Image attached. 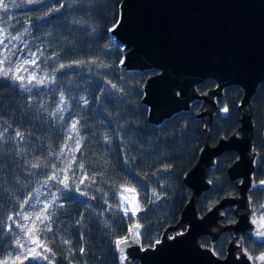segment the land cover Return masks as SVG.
I'll use <instances>...</instances> for the list:
<instances>
[{
  "label": "trees",
  "instance_id": "1",
  "mask_svg": "<svg viewBox=\"0 0 264 264\" xmlns=\"http://www.w3.org/2000/svg\"><path fill=\"white\" fill-rule=\"evenodd\" d=\"M121 1L72 0L58 15L41 22L36 19L44 9L28 17V10L23 11L21 21H33L31 35L38 39L42 52L85 67L56 74L47 68L50 77L46 84L31 91L13 81L0 82V125L10 133L0 142V245L5 252L12 251L5 243L10 236L8 217L18 212L32 191L33 179L49 184L47 196L55 193L56 200L48 208L54 214L52 232L47 235L51 239L45 240L56 257L55 264H117L114 242L127 235V225L132 221L118 211V187L127 186L137 193L141 210L136 222L141 226L142 247L151 246L166 227L178 221L189 199L190 191L181 180L195 163L205 139L204 121L194 116L203 106L196 101L188 112L176 114L159 126L147 123V111L140 102L141 86L155 72L125 71L121 66L124 50L109 35V28L118 20ZM53 78L55 82L50 81ZM213 87V81L205 80L197 90L204 93ZM61 94L63 120L58 115L52 121L47 112ZM240 98V89L232 86L216 100L217 109L206 131L209 145L237 132ZM251 109L252 144L257 153L252 177L257 184L264 180V81L251 100ZM73 123L76 131L71 130ZM17 131L22 135L21 143L13 140ZM73 157L71 171H67ZM235 158L234 153H224L209 170L210 188L196 203L200 214L221 198L237 195L235 182L226 174ZM33 164L39 165L35 171L28 169ZM164 167L169 172L159 175ZM62 169L77 187L66 189L49 179L52 175L63 179ZM85 175L89 179L81 184ZM263 194L255 188L249 194L251 205L259 206ZM158 196L165 200L157 201ZM229 238L223 232L212 245L217 257L224 256ZM208 242V237L199 239L202 247ZM242 246L252 257L264 249L250 237Z\"/></svg>",
  "mask_w": 264,
  "mask_h": 264
},
{
  "label": "water",
  "instance_id": "2",
  "mask_svg": "<svg viewBox=\"0 0 264 264\" xmlns=\"http://www.w3.org/2000/svg\"><path fill=\"white\" fill-rule=\"evenodd\" d=\"M63 8L54 7L38 21L58 15ZM109 35L124 50L121 66L125 71L155 72L141 86L147 123L159 126L199 101L203 109L194 116L204 121L205 136L195 163L181 180L190 195L178 221L162 231L159 244L142 247L139 239L118 249L116 240L117 264H253L234 237L248 232L264 242L256 236L257 227L264 230V226L253 223L247 214L257 158L251 100L264 81V0H122ZM205 80L213 81L214 87L200 93L197 87ZM232 86L241 91L239 127L209 145L206 131L216 100ZM224 153L236 155L226 174L237 181V195L221 198L200 216L197 199L209 190L208 171ZM158 172L165 174L167 168ZM223 208H233V223L221 225L219 210ZM136 224L132 222L128 230L136 231ZM220 231L233 236L222 258L211 250ZM200 236L209 237L208 247L199 244Z\"/></svg>",
  "mask_w": 264,
  "mask_h": 264
},
{
  "label": "rangeland",
  "instance_id": "3",
  "mask_svg": "<svg viewBox=\"0 0 264 264\" xmlns=\"http://www.w3.org/2000/svg\"><path fill=\"white\" fill-rule=\"evenodd\" d=\"M6 3H9V9L5 13L3 11H0V17H5L4 20L0 21V39L5 40V37H8L6 39V43L8 45L9 49H12L13 51L17 52V55L21 61L25 59H31L32 57L29 56V50L31 52H35L36 56V65L32 66L31 64H25L23 67L26 69L25 71L21 72V75L25 76V84L26 88H34V89H39L41 88L42 85H35L33 84H27V79L30 73L35 72V76L37 79L43 78L44 79V84H46V81L49 79V71H47V68L51 70L52 74L56 73H63L64 71H67L68 69H74V70H81L85 65L82 63H64L61 62L58 57L54 54H46L41 51V46H39V41L37 38L32 37L31 35V28L30 24L28 21H25L20 27L19 24L22 22L21 18L24 16V10L25 9H31L32 7H36L37 10L44 9V14L48 13L51 9H53L56 6L63 5L65 7L70 6L72 3V0H34V2H30V0H15V3H10V0H5ZM53 6V7H52ZM51 7V8H50ZM50 8V9H49ZM49 9L48 11H46ZM43 11V10H42ZM42 15V16H43ZM55 16V15H53ZM52 17V16H51ZM27 29V31H25ZM20 36L19 40L16 39H11L12 36ZM0 50H3V46L0 45ZM14 59V58H13ZM63 64L65 65L64 68H60V65ZM90 65V64H88ZM43 67L42 72H40V69ZM46 67V68H45ZM52 81V79H50ZM22 88V87H21ZM25 89V88H22ZM46 100H49V95L46 96ZM61 107V101L60 97H58V103L55 104L51 108L50 111L47 112L48 117L52 121H56L57 116H52L51 113L56 112L57 108ZM0 133H3L4 137H8L10 135L9 131L6 129H3V127L0 125ZM5 140V139H4ZM3 140V141H4ZM14 141H18V143H21L22 140L20 137H16V135L13 136ZM0 141V142H3ZM73 161L70 159V164L72 165ZM28 169H32L35 171L36 168H33L32 165L28 167ZM32 179V178H31ZM33 184L34 186L32 187V191H30L26 196L25 200H28L27 204H24V201L21 203L18 212H21V209L23 207L24 212H28L32 214L33 220L35 219V214L37 211L42 209L46 204H48V208L50 205L55 202L56 198H54L53 194L51 193L50 196H47V190L46 188L48 187V183H43L42 181H36L33 179L30 180V184ZM78 185L76 183L71 184V187L75 188ZM126 189H132L127 186H121L118 187L116 191V200L118 203V211L122 214L123 217L132 220V217H135L137 219V214L141 210V206L138 201V196L135 190L133 191H128ZM31 198V199H29ZM32 204H36V210L34 211L31 207ZM59 206L60 203H57ZM127 210L128 214L125 215V211ZM133 211H135L136 215H133ZM21 215H23V212H21ZM13 217L12 220H7V227L11 226L13 230L18 233L24 241L28 240V237L19 229L16 227V224L13 221H16L20 224H23L27 227H31L32 225V220L25 221L21 218V216H17L16 213L14 215H11ZM39 225V222H36ZM42 227V226H41ZM48 235V233L46 234ZM43 239V237H41ZM44 243L45 240H44ZM34 247V245H30ZM12 251L19 252L21 251L20 249L12 248ZM26 262V261H25ZM32 262V261H31ZM26 262L25 264H30L31 263ZM253 262V261H252ZM255 263V262H254Z\"/></svg>",
  "mask_w": 264,
  "mask_h": 264
},
{
  "label": "snow or ice",
  "instance_id": "4",
  "mask_svg": "<svg viewBox=\"0 0 264 264\" xmlns=\"http://www.w3.org/2000/svg\"><path fill=\"white\" fill-rule=\"evenodd\" d=\"M30 2H34V0H30ZM10 3H15V0H10ZM9 3H6L5 0H0V11L7 12L9 9ZM63 6V5H61ZM56 11H59V9H56ZM5 17H0V21L4 20ZM3 31V30H0ZM27 31V29H25ZM8 37H5L7 39ZM11 39L19 40L20 36H12ZM0 45H3V50H0V79H7L11 80L13 82H16L19 87L26 88L25 84V76L21 75L20 73L25 71L26 69L23 67L25 64H31L32 66L36 65V53L31 52L29 50V56L32 57L31 59H25L21 61L17 55L16 51H13L12 49L8 48V45L4 43L3 39H0ZM14 58V59H13ZM65 65L61 64L60 68H64ZM52 82H55V78L52 79ZM35 84V85H43L44 79L40 78L37 79L35 76V72H32L29 74L27 79V84ZM115 87V85H113ZM26 90L31 91L30 88H26ZM61 103L64 102V96L61 94L60 96ZM85 103L87 101L85 100ZM41 107H43L41 105ZM224 111H227V108L224 109ZM62 108H57L56 112L51 113L52 116H57L59 113H62ZM59 119L63 120V116L59 115ZM72 131H76V123H73L71 126ZM16 137H20L22 139V135L20 132L15 133ZM78 135V133H77ZM72 137L70 136L69 139ZM5 139L3 133H0V141H3ZM79 150V140L77 139V151ZM62 154V153H61ZM73 162L75 161V157L72 158ZM33 168L39 167L38 164H33ZM55 165H53V168L55 169ZM79 168L83 170L84 165L80 164ZM61 171H65L62 169ZM67 171H71V164L67 166ZM67 171H65V175L63 179H57L56 175H52L49 177L51 180H55L58 184L62 185L63 188H70L71 182L70 177L67 175ZM74 175V173H73ZM89 179L87 175L84 176L82 180H80V183L83 184L84 180ZM261 184H264V181L260 182ZM128 191H133V189H126ZM155 196L156 193H153ZM53 196L55 198V193H53ZM31 199V198H29ZM28 200L24 201V204H27ZM32 209L36 210V204L31 205ZM125 211V215L128 214L127 210ZM21 212H23V215H21ZM21 212H17V216H21V218L25 221L32 220L31 227H27L23 224H20L16 221H13L16 224V227L19 228L27 237L28 240L24 241L22 237L16 233L11 226L7 227L8 233H10V236L8 240H5V243L9 245L10 248H16L20 249L19 252H13V251H7L5 252L3 249V246L0 245V255H3V259H0V264H24L25 261H35L36 264H40L41 261H47L48 264H52V261L50 259L49 253L52 252V250L47 246L46 243H44V240L51 239L46 234L48 232H52V224L51 220L53 217V213H50L48 211V204L45 203L44 207L36 212L35 219L33 220L32 214L28 212L23 211V207L21 209ZM135 211H133V215H135ZM9 220H12L13 217L9 216ZM39 222V225L36 222ZM253 223H257V220L255 217H253ZM262 226H264V217H261ZM42 226V227H41ZM139 223L136 224V231H133L131 228L128 230V235L124 236L122 239H118L116 241L118 249L120 248L121 244L126 246L135 245L138 240L141 237V232L138 230L140 229ZM256 236L261 240L264 241V230H262L261 226L257 227L256 230ZM43 237V239L41 238ZM170 238H175V236H171ZM2 239V237H0ZM64 243H67V241H64ZM156 244H159L160 241L156 240ZM34 245V247L30 246ZM261 246H264V243H262ZM122 251V249H121ZM81 252H83V249H81ZM245 255L248 254V250L244 249ZM54 255V253L52 254ZM126 259V257H125ZM249 259H253L251 255H249ZM256 260H259L261 262H264V254L258 256L255 258Z\"/></svg>",
  "mask_w": 264,
  "mask_h": 264
},
{
  "label": "flooded vegetation",
  "instance_id": "5",
  "mask_svg": "<svg viewBox=\"0 0 264 264\" xmlns=\"http://www.w3.org/2000/svg\"><path fill=\"white\" fill-rule=\"evenodd\" d=\"M53 7V6H52ZM51 8V7H50ZM49 8V9H50ZM49 9H47L46 11H48ZM31 10H33L32 12H31ZM35 13H38V10L36 9V7H32L31 9H28V12H27V17H28V15L29 16H34V14ZM37 20V22H39L38 21V19H36ZM26 21H28L29 22V24H30V26H31V28H32V20H30V19H28V20H26ZM45 21V20H44ZM25 21H23V22H20V24H19V26L18 27H20L23 23H24ZM4 43H6V39L4 40ZM3 46V45H2ZM1 81H4V82H10L11 80H7V79H1L0 80V82ZM13 83H16V82H13ZM17 84V83H16ZM211 170V169H210ZM167 172H169V170H167ZM209 172V171H208ZM158 174H159V172H158ZM160 175V174H159ZM207 179H208V175H207ZM262 181H264V180H262ZM233 182H235V185H236V187H237V181H233ZM261 182V181H260ZM257 183V184H255L254 183V181H253V186H252V188H251V190H250V192H249V194L255 189V188H258L259 190H263L264 191V184H261V183ZM249 194H248V199H249V209H248V212H247V214H248V216H249V218H250V220L251 221H253V217H255L256 218V220H257V225H261L262 224V222H261V217H264V194H263V199H262V201H261V203L259 204V206H252L251 205V200H250V198H249ZM234 196H236V195H232V196H227V197H234ZM159 197H161V198H163V200H159ZM224 198V197H223ZM165 200V198L163 197V196H158L157 197V201H164ZM219 201V200H218ZM218 201L215 203V204H213L209 209H207L205 212H207L208 210H210L213 206H215L217 203H218ZM198 211V210H197ZM204 212V213H205ZM198 214L201 216L202 214H200L199 212H198ZM219 214L220 215H222V219L220 220V223H221V225H226V224H231V223H233L234 221H235V217H234V210H233V208H223V209H220L219 210ZM132 222H136V220H134L133 221V219H132V221L127 225V231H128V228H129V226H130V224L132 223ZM137 223V222H136ZM141 231V230H140ZM228 233L229 234V241H228V243L231 241V239H232V234L230 233V232H228V231H220L219 232V234H218V237H219V235L221 234V233ZM201 237H207V236H200V238ZM247 237H250V238H252L253 239V241H255L256 243H258V244H260V245H262V243H264V242H260L259 240H257V239H255V238H253L252 236H251V234L250 233H248V232H245V233H243L242 235H237V236H235L234 237V240H235V242L236 243H239L241 246H242V244L244 243V241H245V239H247ZM199 238V239H200ZM209 238V237H208ZM218 239V238H217ZM209 242H210V240H209ZM209 242H208V246H209ZM216 242V241H215ZM227 243V244H228ZM207 246V247H208ZM242 248H243V246H242ZM211 250H212V245H211ZM264 253V249H263V251H261V252H259L256 256H254L253 257V259H252V263L253 264H264V262H261V261H259V260H256L255 258L256 257H258V256H260V255H262ZM49 256H50V259H51V261H52V264H55V261H56V257L54 256V255H52V252L51 253H49L48 254ZM26 262H29V261H26ZM26 262H24V264L26 263ZM32 262H34V261H32ZM31 262V263H32ZM255 262V263H254ZM41 264H48V262L47 261H41L40 262Z\"/></svg>",
  "mask_w": 264,
  "mask_h": 264
},
{
  "label": "bare ground",
  "instance_id": "6",
  "mask_svg": "<svg viewBox=\"0 0 264 264\" xmlns=\"http://www.w3.org/2000/svg\"><path fill=\"white\" fill-rule=\"evenodd\" d=\"M136 215V214H135Z\"/></svg>",
  "mask_w": 264,
  "mask_h": 264
}]
</instances>
